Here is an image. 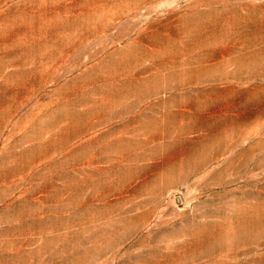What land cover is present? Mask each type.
Listing matches in <instances>:
<instances>
[{
    "label": "rangeland",
    "instance_id": "1",
    "mask_svg": "<svg viewBox=\"0 0 264 264\" xmlns=\"http://www.w3.org/2000/svg\"><path fill=\"white\" fill-rule=\"evenodd\" d=\"M0 264H264V0H0Z\"/></svg>",
    "mask_w": 264,
    "mask_h": 264
}]
</instances>
